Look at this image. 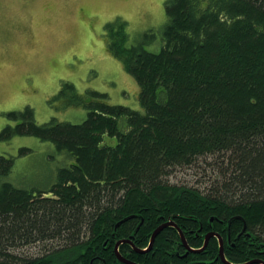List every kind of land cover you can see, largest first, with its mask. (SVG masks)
I'll use <instances>...</instances> for the list:
<instances>
[{
    "label": "trees",
    "instance_id": "obj_1",
    "mask_svg": "<svg viewBox=\"0 0 264 264\" xmlns=\"http://www.w3.org/2000/svg\"><path fill=\"white\" fill-rule=\"evenodd\" d=\"M166 14L159 52L127 45L125 22L109 31L107 48L139 84L142 110L98 92L80 103L67 82L61 93L89 108L82 123L39 124L30 106L10 113L18 123L3 135L52 142L72 162L49 188H24L8 180L14 158L0 156V264H129L116 243L147 249L169 221L176 226L164 227L150 250L122 243L121 255L139 264H228L216 236L186 253L182 230L194 249L219 233L230 262L261 258L264 0H168ZM199 158L215 159L207 187L168 180ZM38 243L47 244L44 254H19Z\"/></svg>",
    "mask_w": 264,
    "mask_h": 264
},
{
    "label": "rangeland",
    "instance_id": "obj_2",
    "mask_svg": "<svg viewBox=\"0 0 264 264\" xmlns=\"http://www.w3.org/2000/svg\"><path fill=\"white\" fill-rule=\"evenodd\" d=\"M168 0H0V156L14 158L8 180L24 188H49L58 170L72 158L52 142L33 135H3L18 121L10 113L34 109L36 122L53 118L82 123L89 108L75 104L74 84L81 102L94 101L92 92L105 94V102L142 110L140 87L123 61L111 54L109 31L126 23L127 45H142L159 52L168 22ZM111 26L109 29L108 26ZM70 92V91H68ZM114 144L116 139L106 137ZM214 158H199L190 167H177L171 183L207 187L215 178ZM46 243L19 250L22 257L45 253ZM49 246V244H48Z\"/></svg>",
    "mask_w": 264,
    "mask_h": 264
},
{
    "label": "flooded vegetation",
    "instance_id": "obj_3",
    "mask_svg": "<svg viewBox=\"0 0 264 264\" xmlns=\"http://www.w3.org/2000/svg\"><path fill=\"white\" fill-rule=\"evenodd\" d=\"M168 226H174V225H167L166 227H168ZM179 232H180V230H179ZM181 232H182V234H181ZM181 232H180V235H181V239H182V243H183V245H184V247H185V251H186V253L187 252H189V251H191V250H189L188 249V246L189 247H191L190 245H189V243L187 242V239H186V236H185V234L183 233V231L181 230ZM209 234H211V236H209ZM214 236H216V237H218L219 238V241L220 240H223V238L220 236V234L219 233H217V232H214V231H210L209 233H207L206 234V236H205V238H204V245L201 247V248H199V249H205L207 246H208V243H209V241H210V239L212 238V237H214ZM207 237H208V241H207V244H206V246H205V243H206V239H207ZM120 241V240H119ZM122 243H129L131 246H132V248L134 249V251L135 252H137V253H139V254H144V252H139L138 250H145V252L147 251L146 250V248L145 249H140V248H138L133 242H122ZM121 243V244H122ZM220 243H221V241H220ZM121 244H120V246H121ZM248 245L249 246H253V243L252 242H250V243H248ZM119 246V247H120ZM219 246H220V244H219ZM232 246L233 247H235V245L234 244H232ZM192 249H194L193 247H191ZM202 249V250H203ZM195 250H197V249H195ZM225 248H224V241H223V255H224V258H222L221 257V253H220V251H221V247H220V250H219V254H220V257H221V259L224 261V262H226V263H228V264H245V263H233V262H230L227 258H226V256H225ZM119 253H120V251H119ZM121 254V253H120ZM259 254H260V256H261V258H259V259H253V260H251V261H258L257 263H263L262 261H264V250L263 251H259ZM187 254H185V256H186ZM125 258V257H124ZM125 259H127V258H125ZM127 260H129V259H127ZM133 262V261H132ZM248 262H250V261H248ZM248 262H246V263H248ZM126 263V262H125ZM134 263H137V262H134ZM91 264H92V261H91ZM137 264H139V263H137Z\"/></svg>",
    "mask_w": 264,
    "mask_h": 264
},
{
    "label": "water",
    "instance_id": "obj_4",
    "mask_svg": "<svg viewBox=\"0 0 264 264\" xmlns=\"http://www.w3.org/2000/svg\"><path fill=\"white\" fill-rule=\"evenodd\" d=\"M167 225H174L176 226V224L173 222V221H169L168 223H165V224H162L161 226H159L155 232L153 233L152 235V238H151V241H150V244H149V247L146 249V250H150L152 247H153V244L155 242V239H156V236L159 234V232L164 228L166 227ZM181 232V230H180ZM182 234V232H181ZM209 236H211V234H209ZM207 241H208V237L206 239V243H205V246L207 244ZM221 243H220V247H221V257L224 258V255H223V240H220ZM122 242H131L130 240H120L116 243V247H115V250H116V253H117V256L119 257L120 260L126 262V263H129V264H137V263H134L130 260H127L125 259L120 253H119V246ZM188 249L189 250H195V249H192L191 247L188 246ZM203 249V248H202ZM202 249H197L196 251H201ZM139 252H145V250H138ZM254 262H258V261H250L248 263H245V264H251V263H254Z\"/></svg>",
    "mask_w": 264,
    "mask_h": 264
}]
</instances>
